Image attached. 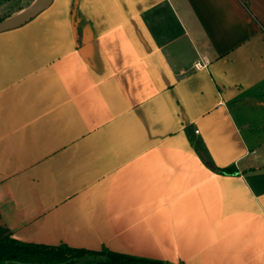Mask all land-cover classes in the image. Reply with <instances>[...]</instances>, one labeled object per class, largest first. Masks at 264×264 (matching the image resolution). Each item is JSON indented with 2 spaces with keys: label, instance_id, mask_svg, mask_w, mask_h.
I'll return each mask as SVG.
<instances>
[{
  "label": "crops",
  "instance_id": "1",
  "mask_svg": "<svg viewBox=\"0 0 264 264\" xmlns=\"http://www.w3.org/2000/svg\"><path fill=\"white\" fill-rule=\"evenodd\" d=\"M4 238L264 264V0H52L1 32Z\"/></svg>",
  "mask_w": 264,
  "mask_h": 264
},
{
  "label": "trees",
  "instance_id": "2",
  "mask_svg": "<svg viewBox=\"0 0 264 264\" xmlns=\"http://www.w3.org/2000/svg\"><path fill=\"white\" fill-rule=\"evenodd\" d=\"M215 173L221 175H234L233 166L227 168H214L208 164ZM99 257L93 264H164L143 258H136L102 250L91 252L74 250L66 247H42L21 243L4 238L0 240V264H74L76 260Z\"/></svg>",
  "mask_w": 264,
  "mask_h": 264
},
{
  "label": "rangeland",
  "instance_id": "3",
  "mask_svg": "<svg viewBox=\"0 0 264 264\" xmlns=\"http://www.w3.org/2000/svg\"><path fill=\"white\" fill-rule=\"evenodd\" d=\"M36 0H5L0 2V20L8 21L11 20L9 17L14 16L15 19L18 17L23 9H26L30 4L34 3ZM9 18V19H8ZM7 19V20H5ZM100 259L99 257H93L89 259L76 260L74 264H93Z\"/></svg>",
  "mask_w": 264,
  "mask_h": 264
},
{
  "label": "water",
  "instance_id": "4",
  "mask_svg": "<svg viewBox=\"0 0 264 264\" xmlns=\"http://www.w3.org/2000/svg\"><path fill=\"white\" fill-rule=\"evenodd\" d=\"M51 1L52 0H46L45 3L30 8L25 13L19 15L15 19L0 23V33L23 25L31 18H33L36 14H38L40 11L46 9L50 5Z\"/></svg>",
  "mask_w": 264,
  "mask_h": 264
},
{
  "label": "built area",
  "instance_id": "5",
  "mask_svg": "<svg viewBox=\"0 0 264 264\" xmlns=\"http://www.w3.org/2000/svg\"><path fill=\"white\" fill-rule=\"evenodd\" d=\"M208 62L206 60L197 61L193 64L195 70H204L207 68Z\"/></svg>",
  "mask_w": 264,
  "mask_h": 264
},
{
  "label": "bare ground",
  "instance_id": "6",
  "mask_svg": "<svg viewBox=\"0 0 264 264\" xmlns=\"http://www.w3.org/2000/svg\"><path fill=\"white\" fill-rule=\"evenodd\" d=\"M45 1L46 0H37V4L36 5L43 4V3H45ZM36 5H34V6H36Z\"/></svg>",
  "mask_w": 264,
  "mask_h": 264
}]
</instances>
